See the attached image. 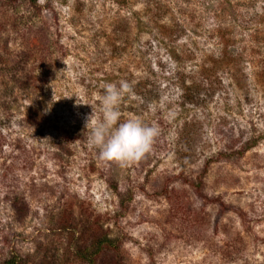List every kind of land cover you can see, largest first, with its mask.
Wrapping results in <instances>:
<instances>
[{
    "label": "rangeland",
    "instance_id": "374dc122",
    "mask_svg": "<svg viewBox=\"0 0 264 264\" xmlns=\"http://www.w3.org/2000/svg\"><path fill=\"white\" fill-rule=\"evenodd\" d=\"M120 81L125 166L87 142ZM0 264H264V0H0Z\"/></svg>",
    "mask_w": 264,
    "mask_h": 264
},
{
    "label": "clouds",
    "instance_id": "9594fccd",
    "mask_svg": "<svg viewBox=\"0 0 264 264\" xmlns=\"http://www.w3.org/2000/svg\"><path fill=\"white\" fill-rule=\"evenodd\" d=\"M127 81L107 83L99 99V115L94 111L89 117L91 128L88 129L87 142L90 148L98 150L99 159L114 162L121 166L142 159L152 150L159 128L145 124L139 118H129L119 122L120 103L125 95L131 93Z\"/></svg>",
    "mask_w": 264,
    "mask_h": 264
},
{
    "label": "trees",
    "instance_id": "16d2710c",
    "mask_svg": "<svg viewBox=\"0 0 264 264\" xmlns=\"http://www.w3.org/2000/svg\"><path fill=\"white\" fill-rule=\"evenodd\" d=\"M184 124H186V123H184ZM187 125V124H186ZM183 129V131H187L186 130V128L185 127H183L182 128ZM186 135V132H184V136ZM186 139V143L187 144H190V142H188L187 141V139H191V137H187V138H185ZM226 207H228L226 204H224L223 206H222V209L223 208H226ZM104 243V244H103ZM107 243V244H106ZM107 245V246H112V238L111 237H109V236H105V238L100 242V244H99V246H101V245ZM100 253L101 252V249H96L95 251H94V253H93V256L94 255H96L97 253ZM87 259V258H86Z\"/></svg>",
    "mask_w": 264,
    "mask_h": 264
}]
</instances>
